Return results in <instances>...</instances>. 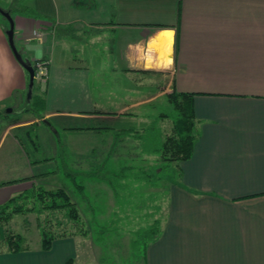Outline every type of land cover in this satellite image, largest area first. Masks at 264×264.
Returning a JSON list of instances; mask_svg holds the SVG:
<instances>
[{"label": "crops", "instance_id": "1", "mask_svg": "<svg viewBox=\"0 0 264 264\" xmlns=\"http://www.w3.org/2000/svg\"><path fill=\"white\" fill-rule=\"evenodd\" d=\"M3 1L8 6L16 0ZM73 2L19 0L34 15L11 16L13 39L23 53L48 59L46 79L35 85L52 124L45 127L58 121L64 130L97 128L77 129L81 133L115 131L106 143L81 148L86 151L79 173L97 164H124L125 174L139 157L130 152L134 136L125 128L90 123L148 117L155 99L171 91L193 94L200 135L190 159L173 164L177 174L161 232L148 244L143 264H264V0ZM72 25L75 38L54 40L57 27ZM4 28L0 22V91L8 72L20 69ZM34 29L50 35L35 41ZM40 140L38 134V147L29 155L16 139L0 138V206L33 181L55 176L54 157L33 155ZM54 142L47 139L45 146L55 149ZM5 148L21 163L16 177L1 169L10 160ZM88 160L92 166L80 168ZM0 241V264H85L90 258L72 237L54 239L49 250L36 252H10ZM101 259L103 253L95 263Z\"/></svg>", "mask_w": 264, "mask_h": 264}, {"label": "rangeland", "instance_id": "2", "mask_svg": "<svg viewBox=\"0 0 264 264\" xmlns=\"http://www.w3.org/2000/svg\"><path fill=\"white\" fill-rule=\"evenodd\" d=\"M0 6L6 8V1L0 0ZM0 22L7 27L8 24L1 15ZM2 30L7 44L5 28ZM43 31L44 38H48L50 34L45 32L46 30ZM15 46L17 50L21 49L16 43ZM39 53L42 54L41 52L35 54ZM71 53L73 54V52ZM17 66L20 65L17 64ZM19 68L16 71L8 72L10 78L7 85L0 91V138L3 135H9L16 139L14 135L17 134L27 141L23 134L24 130L16 131V129H11L13 128L11 125H8V120L14 118L18 120L17 124L23 126L37 121L31 113L22 112L27 103L28 75L21 66ZM36 82L40 81H34L33 94L39 93L35 87ZM33 94L31 93V96ZM151 104L152 106L147 110L151 111V116L148 117H138L126 123L110 119L90 123L115 129L123 127L127 132H130V135L134 136L130 152L138 154L139 157L134 159L133 166L130 165L124 178H121L123 175L120 174L124 164L105 167L100 164L92 166L88 160L89 164L88 162L82 163L80 168L88 170L92 166V172L82 171L80 173L81 169H78L79 165H77L78 162L83 161L81 158L84 157L83 153L86 151L81 148L90 144L106 143L105 140H108V137H113L115 132L113 129L87 134L81 133L82 131L77 129L64 130L62 129L64 122L52 121L54 128L48 130L45 124L37 121L34 128L29 131L28 139L36 142L37 136L40 134L42 146L33 155L39 159L54 157L55 167L58 170L54 177L39 179L32 183L40 185L44 189L65 188L70 193V199L74 206L78 209V218L69 219L64 210L45 209L38 212L14 214L8 222L0 221V239L3 240L10 233L19 234L26 238L31 252H36L41 250L39 235L41 226L58 234H61L63 230H67V232L69 230L71 233L69 237L75 238L79 242L77 247L80 254L86 253L90 255V258H93L87 259L85 264H129L128 260L131 258L129 256L133 252L130 244L135 239L133 232L140 228H147L146 226L151 224L155 218L163 219L169 202V185L174 172V163L165 168L162 167L165 163L160 158V151L157 152L158 147L171 131V120L169 117H164V114H170L172 107L167 102L166 96L155 99ZM7 109H11V111L5 113ZM143 137H150V139L143 140ZM51 138L55 140V149L45 146L47 139ZM140 144L147 147V150L150 151L149 156L142 155ZM21 148L29 155L33 149L28 141ZM73 152L75 156H73ZM2 153L4 157L10 156V160L3 161L1 169L5 173L11 175L14 171L21 169L20 161L14 159L15 152L7 154L5 148ZM143 156H146L147 164H143ZM31 161H34L33 158ZM96 171L99 174L97 180H94L93 178H96L97 175ZM14 174L16 177L15 172ZM72 177L76 183L83 184L82 194L79 195L74 191ZM105 179L112 181L113 189L105 183ZM46 203H48L47 198L45 199ZM25 204L27 207H31L33 199H26ZM95 231L97 234H94ZM95 236L98 237L97 240ZM0 248L3 247L0 246ZM141 249L142 246L139 245L134 256L140 255ZM101 253L104 254V259L95 263V257ZM136 261L135 264H142L140 258ZM80 264H84V261Z\"/></svg>", "mask_w": 264, "mask_h": 264}, {"label": "trees", "instance_id": "3", "mask_svg": "<svg viewBox=\"0 0 264 264\" xmlns=\"http://www.w3.org/2000/svg\"><path fill=\"white\" fill-rule=\"evenodd\" d=\"M83 3L84 0H74L73 5L79 6L80 4ZM3 9L9 10L11 15L13 13H24L29 16L34 15L33 10L27 8L26 6H23L22 4H19V0L10 3L8 6H6V8ZM5 28L7 27L5 26ZM75 30L76 29L74 28L73 25L69 27H57L55 29L53 38L56 41L61 39L64 35H68L71 38H75L74 36ZM18 52H20L23 59H27L30 61L34 69L35 61L33 59H30L28 56H26L21 51V49L18 50ZM39 60H47V59L42 57L39 58ZM32 94H33V88H32ZM165 96L167 102L171 105L172 110L170 114L168 115L164 114V117L170 118L172 123V128L170 133L165 137L164 141L161 143L159 147L160 158L165 163V165L162 166L164 168L166 166H169V164L171 163H178L190 159L194 145L197 142L200 135L199 126H198L199 122L194 115L193 100H192L193 94L171 91L169 94ZM22 112L31 113L38 122H42L45 125H52L50 120L45 118V103L41 94H37V93L33 94L31 96L30 103H26V105L22 109ZM37 121L27 126H19L14 128L16 129V131L24 130L23 134L26 137L27 141L31 143L33 149H36L38 147L37 141L36 142L32 141L31 139H28V137H29V131L34 128V125L35 123H37ZM8 122H9L8 125L13 126L18 123V120L14 118L12 120H8ZM76 129H97V128L89 127V128H76ZM14 137L21 146H24V144L27 142L24 141L22 138H20L17 134H15ZM35 163L37 162L32 161V164ZM173 171L174 172L172 176H175V174H177L176 165H174ZM98 174L99 173H97L95 180H97ZM120 174L123 175L121 176V178L125 177L124 169L121 171ZM71 180H72V186H74L73 187L74 191L77 192L79 195L82 194L83 184L76 183L73 177ZM105 183L111 186L112 189L114 188V185L112 184L111 180L105 179ZM30 185L31 186L24 189L20 194L11 197L4 204L0 206V218H1L0 221L8 222L10 217L14 214H20L30 211L38 212L41 210L43 211L45 209L59 210V211L64 210L66 211V215L69 219L78 218L77 215L78 209L77 207L74 206V203L70 199L71 195L65 188L56 187L53 189H44L40 185H34V183H31ZM28 198L33 199V205L31 207H27L25 204V200ZM46 198L48 199V203L45 204ZM163 219L155 218L151 224H148L146 226L147 228H140L135 232H133V236H135V239H133L132 243L130 244L131 250H133V252L130 253L129 257L131 258H129L128 260L129 264H132V261H134L133 264H135V262H137L136 260H138L139 258L141 259L143 264L146 248L149 243L155 241L158 238L161 232V223ZM61 232H62L61 234H58L56 232H53L49 228H46L45 226L44 227L41 226L39 228L41 249L47 251L50 249L51 243L54 239L71 236L69 230L68 232L67 230H63ZM94 234H97L96 231L94 232ZM97 238L98 237H96V240ZM3 242L7 251L10 252L26 251L30 248L26 238H24L19 234L10 233L3 238ZM139 245L142 246L141 249L142 252L140 255L137 254L138 256L136 255L134 256V254L137 252V248ZM70 263L71 260H68V264Z\"/></svg>", "mask_w": 264, "mask_h": 264}, {"label": "water", "instance_id": "4", "mask_svg": "<svg viewBox=\"0 0 264 264\" xmlns=\"http://www.w3.org/2000/svg\"><path fill=\"white\" fill-rule=\"evenodd\" d=\"M0 15L6 20L8 26L5 28V36L7 39L8 46L13 54L16 62L26 71L28 75V87H27V103L30 102V97L32 93V88L34 85V69L31 65L30 61L27 59H23L20 52H18L17 47L15 46L13 39V19L9 10H4L0 7ZM11 109H7L5 113L10 112Z\"/></svg>", "mask_w": 264, "mask_h": 264}, {"label": "built area", "instance_id": "5", "mask_svg": "<svg viewBox=\"0 0 264 264\" xmlns=\"http://www.w3.org/2000/svg\"><path fill=\"white\" fill-rule=\"evenodd\" d=\"M31 35L32 38L38 42H40L44 38L43 32L38 29H34ZM33 60L35 61L34 79L38 81H44L47 76L48 60H39V59H33Z\"/></svg>", "mask_w": 264, "mask_h": 264}]
</instances>
